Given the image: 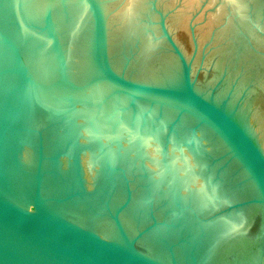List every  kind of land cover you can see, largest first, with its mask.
<instances>
[{
  "label": "water",
  "instance_id": "1",
  "mask_svg": "<svg viewBox=\"0 0 264 264\" xmlns=\"http://www.w3.org/2000/svg\"><path fill=\"white\" fill-rule=\"evenodd\" d=\"M0 264H264V0H0Z\"/></svg>",
  "mask_w": 264,
  "mask_h": 264
}]
</instances>
